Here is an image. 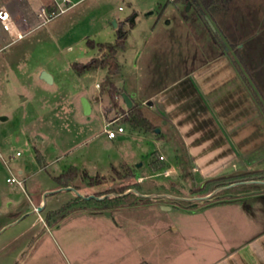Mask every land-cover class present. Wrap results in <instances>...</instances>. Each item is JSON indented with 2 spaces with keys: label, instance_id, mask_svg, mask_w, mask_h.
<instances>
[{
  "label": "rangeland",
  "instance_id": "obj_1",
  "mask_svg": "<svg viewBox=\"0 0 264 264\" xmlns=\"http://www.w3.org/2000/svg\"><path fill=\"white\" fill-rule=\"evenodd\" d=\"M4 1L0 8L12 12L15 20L24 15L31 32L12 41V34L0 31V264L162 263L169 224L183 220L184 211L234 196V184L209 193L199 191L201 182L192 179L184 144L171 124L145 105L142 110L155 129H131L121 122V112L105 113L109 99L100 93L105 70L77 75L71 64L98 57L101 50L90 48L87 41L113 42L114 29L133 11L137 13L134 27L125 48L117 52L121 73L114 81L120 88L123 83L128 89L141 87L140 93L145 95L215 55L217 45L191 5L185 15L181 5L166 4L167 0H81L39 27L34 20L36 7L50 0ZM217 20L226 27V38L239 40L253 81L264 94V83L257 74L261 61L247 58L248 54L260 56V49L264 56V0H234L225 21ZM155 21L158 24L152 29ZM249 39L254 45L246 53L243 41ZM42 71L51 75L52 82L41 78ZM85 96L96 103L99 112L92 104L91 113L83 114L81 98ZM117 100L126 109L121 95ZM251 100L263 130L264 117ZM107 124L110 128L121 125L123 132L106 140ZM184 134L186 130L181 132ZM244 159L253 167L264 168V144ZM220 161L225 163L226 158ZM70 165L97 176L99 185L87 183L79 174L69 185L78 189H60L52 179ZM122 165L135 174L125 182H136V186L131 184L118 197V204L108 209H95L90 199L81 207L75 197L106 189H114L106 195H117V186L124 180L117 178L113 168L123 172ZM155 165L161 167L155 170ZM170 166L176 171L164 174ZM243 166L237 163V168ZM215 169L216 176L219 171ZM11 175L22 181V187L6 181ZM139 175L146 177L138 182ZM161 184L169 189L167 194ZM246 196L241 204L220 205L214 210L244 212L253 224L263 225L264 193ZM67 202L71 204L66 215L47 226L45 214ZM222 226L236 225L224 220Z\"/></svg>",
  "mask_w": 264,
  "mask_h": 264
},
{
  "label": "crops",
  "instance_id": "obj_2",
  "mask_svg": "<svg viewBox=\"0 0 264 264\" xmlns=\"http://www.w3.org/2000/svg\"><path fill=\"white\" fill-rule=\"evenodd\" d=\"M0 1L1 7L5 1ZM72 1L76 4L81 0ZM46 3H40L36 9ZM118 8L120 9V6ZM157 22L152 24V29L156 27ZM0 31L7 33L1 27ZM250 39L243 41V44H246V53L252 51L254 45ZM261 51L260 49V56L248 54L247 58H258L261 61L257 74L259 80L264 83V56L262 57ZM139 54L140 52L137 59ZM223 57L226 60H221ZM122 87L131 102L146 105L152 112L159 113L163 122L171 124L173 130L179 134L191 165L190 172L194 182L202 184L204 180L224 172L256 168L244 158L253 154L257 146L264 144L262 120L260 116H256L253 102L227 55H213L198 65L185 69L166 84L145 95L140 93L141 87L128 89L124 83ZM139 97L140 100H135ZM85 98L91 107L89 113L92 111V104L98 109L89 97ZM97 111L99 112V109ZM183 130H186V134L181 135ZM212 155L215 156L211 157ZM223 158H226L225 163L220 161ZM214 159L217 160L209 164ZM246 160L249 159L246 157ZM237 163L244 166L237 168ZM174 167L170 166L162 172L166 171L165 174L169 175L176 171ZM214 169L219 171L216 176L212 173ZM18 171L22 174V170ZM142 177L146 176L139 175L138 182ZM161 188L166 194L169 192L163 184ZM247 197L249 196H228L220 201L198 206V210L184 211L181 217L183 220L177 221V224H169L167 232L171 236H164L162 263L156 264H264V224H253L244 212L214 210L220 205L241 204V199ZM224 220L236 226H222Z\"/></svg>",
  "mask_w": 264,
  "mask_h": 264
},
{
  "label": "trees",
  "instance_id": "obj_3",
  "mask_svg": "<svg viewBox=\"0 0 264 264\" xmlns=\"http://www.w3.org/2000/svg\"><path fill=\"white\" fill-rule=\"evenodd\" d=\"M189 2L193 12L203 23V29L208 33L210 39L217 45L215 55L226 54L239 76L242 84L245 86L249 95L257 104L261 114L264 117V94L260 88L253 81V74L249 72V67L245 59L242 57L239 49V40H232L226 38V27L218 24V18L224 20L225 13L230 9L234 0H167L166 4L181 5V12L187 14L185 6ZM137 16L136 11L127 15L122 22L118 23V26L114 29L113 42H93L88 40L87 44L90 48L95 46L101 50L98 57H92L85 63L73 62L71 69L77 74L82 75L86 71L102 68L106 70L104 79L101 82L100 93L106 94L109 99V105L105 108V113L111 111H118L122 113L121 122L129 126L131 129H139L143 131H153L155 129L153 123L145 116L142 106L139 103L132 102L129 108H122L117 98L123 92V89L115 84L114 77L121 73V65L117 59V52L125 48V41L127 39L129 31L134 27V19ZM204 16H207L215 27V31L208 25ZM225 21V20H224ZM127 24V27L125 25ZM222 27V28H221ZM225 27V28H223ZM37 161H40L38 157V151L36 150ZM161 166L155 165L153 169H159ZM117 178L124 180L117 186V195H106L110 192H114V189H106L100 193H94V196H105L103 199L90 198L92 205L95 209L105 210L118 204L121 199L119 196L126 193L131 187L136 186V182H125L128 179L135 177V174L131 167L122 165V171L119 172L113 168ZM81 174L87 183L91 185H99L100 181L97 176H89L85 170L80 171L76 166H68L62 169L56 176L53 177V181L58 187L66 188L70 187V183ZM226 177V178H225ZM233 189L236 190V196H245L253 194L254 192L264 193V168H255L243 171L240 175L229 176H217L214 178L206 179L198 187L199 191H205L209 193L211 190L225 185L231 184ZM130 184V185H129ZM78 189L77 187H73ZM130 194V193H128ZM126 195V194H125ZM88 196V195H85ZM80 202L81 207H86L89 202L88 199L75 197ZM264 200V199H263ZM71 203L61 205L58 209L50 210L45 214V222L47 226L52 225L60 218L64 217L66 209ZM191 207V206H190Z\"/></svg>",
  "mask_w": 264,
  "mask_h": 264
},
{
  "label": "built area",
  "instance_id": "obj_4",
  "mask_svg": "<svg viewBox=\"0 0 264 264\" xmlns=\"http://www.w3.org/2000/svg\"><path fill=\"white\" fill-rule=\"evenodd\" d=\"M75 3L72 0H50L49 3L40 5L35 11L36 27L45 25L51 19L65 13ZM29 22L25 17L15 20L14 16L5 8H0V27L4 32L10 33L13 36L12 41L23 39L31 29L27 28ZM3 47H0V51ZM110 123V122H109ZM104 132L108 138H114L118 133L123 132V127L117 125L114 128H110L107 125L104 126ZM19 153L17 152L16 155ZM162 159V156H160ZM164 173V172H163ZM165 174V173H164ZM6 181L10 184H17L22 187V181L15 176L11 175L6 178Z\"/></svg>",
  "mask_w": 264,
  "mask_h": 264
},
{
  "label": "water",
  "instance_id": "obj_5",
  "mask_svg": "<svg viewBox=\"0 0 264 264\" xmlns=\"http://www.w3.org/2000/svg\"><path fill=\"white\" fill-rule=\"evenodd\" d=\"M189 8V2L186 4V10ZM204 18L206 19L208 25L211 27V29L213 31H215V27L213 26L212 22L209 20V18L207 16H204ZM113 24L115 26V21L113 20ZM41 78L43 80H45L46 82H52V77L49 73H47L46 71H42L41 74H40ZM121 98H122V101L124 102L126 108H129L131 105H132V102H131V99L130 97L125 93V92H122L121 93ZM81 105H82V111H83V114L84 115H87L89 114L90 112V104L88 102V100L85 98V97H82L81 98ZM3 117H1L2 119ZM136 165H139V164H136ZM243 171L241 170H238V171H235V172H232V175H240L242 174ZM60 189H68V190H72V191H75L74 188L72 187H66V188H60ZM105 196H94V195H91V196H82L81 198H85V199H90V198H94V199H103ZM42 206H39L38 209H40Z\"/></svg>",
  "mask_w": 264,
  "mask_h": 264
}]
</instances>
